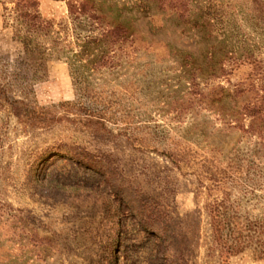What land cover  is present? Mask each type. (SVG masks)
<instances>
[{"label": "rangeland", "instance_id": "rangeland-1", "mask_svg": "<svg viewBox=\"0 0 264 264\" xmlns=\"http://www.w3.org/2000/svg\"><path fill=\"white\" fill-rule=\"evenodd\" d=\"M70 1L0 0V264H264V0H98L136 42L97 69L49 51Z\"/></svg>", "mask_w": 264, "mask_h": 264}, {"label": "trees", "instance_id": "trees-1", "mask_svg": "<svg viewBox=\"0 0 264 264\" xmlns=\"http://www.w3.org/2000/svg\"><path fill=\"white\" fill-rule=\"evenodd\" d=\"M157 1L161 5L169 4L173 7L171 0ZM180 5L186 7L184 2H181ZM180 5H178V8L181 7ZM68 11L75 25L85 21L90 24L93 28L92 34L87 35L84 39L78 38L74 42L76 48L79 49L77 53H74L71 43H66V39L63 41L59 40V38L53 40L55 45L49 48V51L54 53L56 58L68 56L66 58L73 63L85 62L86 65L97 69L112 64L117 51H124L127 49L126 44L136 42V38H134L136 30L124 21L112 19L110 17L111 13H106L98 0L70 1L68 3ZM184 12H187V9ZM24 16L27 20L28 28L31 30H29L30 32L41 34L39 37L46 40L52 39L53 22L44 19L38 11L34 13L27 12ZM193 25L197 28L203 26L198 20ZM37 38L29 37L25 44L32 45ZM70 53L73 54V57H70ZM44 54L45 52L43 51L41 55ZM33 116L35 115L33 114ZM35 118L38 119L39 117ZM210 217L213 237L219 248L221 261L227 262L230 257L247 249L253 238L250 233L251 230L248 228L249 226L240 228L234 224L235 217L229 213L228 207L224 203L214 205L210 211Z\"/></svg>", "mask_w": 264, "mask_h": 264}]
</instances>
